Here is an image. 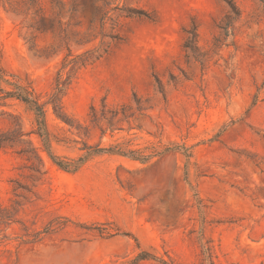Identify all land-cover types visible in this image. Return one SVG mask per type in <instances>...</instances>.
I'll return each mask as SVG.
<instances>
[{
	"label": "rangeland",
	"instance_id": "1",
	"mask_svg": "<svg viewBox=\"0 0 264 264\" xmlns=\"http://www.w3.org/2000/svg\"><path fill=\"white\" fill-rule=\"evenodd\" d=\"M105 1L107 7L99 0H0V65L38 94H51L68 53L65 35L98 36L103 29L90 22L104 7L114 20L104 33L121 40L81 70L63 98L65 112L90 127L89 137L50 110L54 153L78 159L84 143L187 153L172 150L145 164L102 154L69 173L42 152L46 174L35 181L25 160L0 151V207L18 210V223L3 228L0 264H133L141 252L157 261L139 264H264L263 4L231 0L241 17L216 49L218 26L231 11L224 0ZM38 9L41 31L33 28ZM129 10L151 19L129 17ZM193 27L205 67L184 48ZM100 43L99 36L92 45ZM69 46L75 54L85 49ZM134 95L153 108L122 131L102 135L91 126L92 105L134 106ZM11 109L31 131L33 115Z\"/></svg>",
	"mask_w": 264,
	"mask_h": 264
},
{
	"label": "trees",
	"instance_id": "2",
	"mask_svg": "<svg viewBox=\"0 0 264 264\" xmlns=\"http://www.w3.org/2000/svg\"><path fill=\"white\" fill-rule=\"evenodd\" d=\"M104 3V7H107L109 3L105 0H99ZM230 7V12L223 19L218 26L220 31L219 36L214 40V47L221 49L228 40L234 36L235 25L240 20L241 12L238 7L231 0H224ZM264 6V0H260ZM98 7L93 12V18L90 22L91 26L98 22L103 29L98 36H94L93 39L86 41L83 40H71L68 35H65L64 41L67 44V55L62 60V68L58 73L56 86L53 92L49 95L42 96L38 94L35 89L30 85L22 82L15 75L7 72L0 65V123L5 125L0 129V151H11L19 158L25 160L29 167L28 169L33 173L35 181H40L46 174L45 164L42 157V152L46 153L52 163L59 169L69 172H78L91 158L102 154H115L124 157L131 158L134 161L141 163H148L153 158L174 151H184L187 153V149L183 147L166 148L162 152L152 151L146 153L142 149H130L122 148L120 146L101 147L90 146L88 147L84 143L85 154L78 159H66L57 156L53 151V138L48 128L47 114L51 110L53 115L77 132L79 137H89V126H84L78 120L68 115L63 107V98L65 97L68 89L72 85L73 81L77 78L79 72L88 67L94 66L100 60H102L109 52L110 46L114 42L121 40L118 34L107 35L104 33L105 26L108 21L114 22L111 17V11H106L103 8ZM60 8V6H59ZM73 10L76 11L75 7ZM115 11V10H112ZM129 17L139 16L151 19L149 14L144 11H128ZM34 15L38 18L36 26L33 27L37 31L45 29L44 16L41 15V10H35ZM66 30H62L65 33ZM188 38L185 42L184 48L195 62L199 63L202 67H205L207 60L205 55L200 53L198 47V32L197 28L193 27L188 32ZM79 34H75L78 36ZM101 37V43L99 47L92 45L94 41ZM105 39H110V43L106 44ZM70 43H74L77 47L85 48L80 53H73ZM158 93L161 95L163 101L166 102V92L162 83L157 80ZM134 106L130 104H121L117 106H110L104 100H102L99 106L92 105L88 114L89 122L95 129H99L102 135H105L107 131L115 132L122 131L123 124H132V121L136 118L137 114H144L146 111L152 109L149 100H143L142 98L134 95ZM16 105L24 107L27 112L33 115V128L31 131L25 130V125L20 114L11 108ZM33 137H36L41 143L42 148H37L33 143ZM77 142V141H76ZM19 207L20 205L17 204ZM18 210L14 209L13 212L6 208L0 207V244L8 239V236L3 230L7 229L12 224L18 223L16 214ZM48 233L50 228L45 230ZM3 233V234H2ZM41 233L37 236L39 237ZM38 238H36L37 240ZM157 261L155 256H152L146 252H141L134 260L133 264H139L145 261ZM163 264H168L163 262Z\"/></svg>",
	"mask_w": 264,
	"mask_h": 264
}]
</instances>
